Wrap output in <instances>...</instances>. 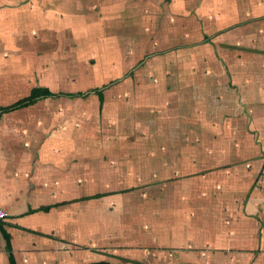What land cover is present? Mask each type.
I'll return each instance as SVG.
<instances>
[{"label":"crops","instance_id":"obj_1","mask_svg":"<svg viewBox=\"0 0 264 264\" xmlns=\"http://www.w3.org/2000/svg\"><path fill=\"white\" fill-rule=\"evenodd\" d=\"M130 1L131 6L145 5ZM176 1L175 7H190L187 0ZM235 1L224 4L236 8V32L233 45L222 46L226 39L219 40L222 60L212 64L217 78L208 76L215 90L195 79L178 82L188 88L195 83L199 92L204 88V99L213 97V107L202 102L207 122L195 114L192 94L197 90H178L171 100L170 133L185 126L206 137L197 145L188 136L182 143L159 145L164 157L158 153L152 159L153 189L139 185L125 194L98 192L95 148L82 145L85 163L93 167L84 175L80 166L73 167L74 162L82 166V148L51 143L59 139L56 134L36 142L33 133L24 134L5 121V114L15 110L0 115V207L8 211L0 221V264H124L99 254L100 245L118 241L110 237L115 229L138 239L139 245L127 244L118 252L133 263L146 262L144 249L157 248L172 252H166L170 264H264V0ZM107 2L118 15L129 4ZM214 112L217 132L210 131ZM218 132L219 142L214 139ZM196 150L203 152L201 159L195 157ZM184 165L200 169L192 170L191 177L182 171ZM196 171L218 188L192 193ZM119 199L121 204L115 203ZM120 207L129 208L126 216ZM130 209H139L138 224L125 229Z\"/></svg>","mask_w":264,"mask_h":264},{"label":"rangeland","instance_id":"obj_2","mask_svg":"<svg viewBox=\"0 0 264 264\" xmlns=\"http://www.w3.org/2000/svg\"><path fill=\"white\" fill-rule=\"evenodd\" d=\"M137 1L145 5L131 6L133 3L127 0V8L118 15L112 13L107 0H0V107L28 95L36 85L57 92H79L107 84L103 103L95 91L88 96L47 97L4 116L24 134L33 133L36 142L56 134L59 139L51 143L82 148V166L74 162L73 167L80 166L84 175L93 167L85 163L83 146L95 148L98 192L125 194L139 185L144 190L153 189L152 159L158 153L164 157L159 145L182 143L184 136L196 145L204 141L206 134L199 135L190 127L170 133L171 100L178 90H199L192 82L191 88L182 86L178 83L181 80L206 82L207 89L215 90L208 76H216L212 64L222 60L219 40L225 38L221 45L229 46L235 38L236 8L224 5L235 4V0H212L213 5L207 3L209 0H187L189 8L175 7L176 0ZM224 17L231 22H224ZM214 33L221 35L214 37ZM200 89L192 95L197 104L195 114L205 123L207 119L202 116L209 113L202 102L209 101L213 107L210 101L215 100L211 95L204 99V88ZM211 115L210 131L217 132L218 113ZM214 137L219 142V132ZM194 154L201 159L203 152L196 150ZM195 169L200 168L182 167L191 177ZM194 176L197 181L191 183L192 193L218 188L211 181L204 182L199 172ZM87 181L84 184H89ZM179 191L178 187L175 192ZM119 209L126 216L129 208ZM129 211L125 229L138 224L139 209ZM120 232L115 229L109 234L118 241L100 245V256L109 255L117 263L138 264L118 253L127 244L139 245L138 239ZM144 252L146 262L141 264H170L166 252L171 251L146 248Z\"/></svg>","mask_w":264,"mask_h":264},{"label":"trees","instance_id":"obj_3","mask_svg":"<svg viewBox=\"0 0 264 264\" xmlns=\"http://www.w3.org/2000/svg\"><path fill=\"white\" fill-rule=\"evenodd\" d=\"M115 81H112L110 83H114ZM110 83H108L110 85ZM107 84L103 85L102 87H97L94 90H86V91H79V92H57L51 89L47 86H39L36 85L32 87L30 93L17 101H15L13 104L8 106L0 107V115L5 111L15 110L22 107H26L32 104L37 103L40 99L47 98V97H60V96H88L92 92H96L101 103L105 100V87Z\"/></svg>","mask_w":264,"mask_h":264},{"label":"built area","instance_id":"obj_4","mask_svg":"<svg viewBox=\"0 0 264 264\" xmlns=\"http://www.w3.org/2000/svg\"><path fill=\"white\" fill-rule=\"evenodd\" d=\"M7 216H8V211L5 208L0 207V221L6 219Z\"/></svg>","mask_w":264,"mask_h":264}]
</instances>
